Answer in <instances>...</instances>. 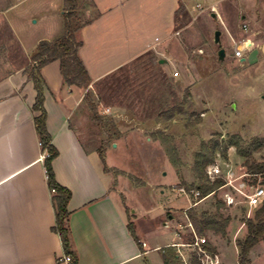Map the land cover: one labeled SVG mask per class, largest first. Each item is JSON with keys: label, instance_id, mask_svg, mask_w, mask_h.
I'll return each instance as SVG.
<instances>
[{"label": "crops", "instance_id": "1", "mask_svg": "<svg viewBox=\"0 0 264 264\" xmlns=\"http://www.w3.org/2000/svg\"><path fill=\"white\" fill-rule=\"evenodd\" d=\"M29 1L16 0L4 12L22 4L25 6ZM92 1L100 16L83 27L77 35L82 42L78 55L91 80L89 88L83 90L64 84L57 61L41 70L46 84V130L58 153L52 161V169L56 182L71 192L67 206L70 212L68 226L71 251L75 254L77 264H138V261L139 264H164V249L171 247L180 264H184L183 258L190 257L189 253L185 255V248L180 247L184 242H174V236H167L169 232H157L155 236L146 238L137 231L136 223L142 216H138L136 211L130 212L132 206L124 188L120 186L121 177L115 175V171L120 169L107 161V151L117 152L122 140L116 137L109 146H104V134L100 137L97 135L92 147H87L90 134L89 129L85 131L83 126L84 120L91 119V116L93 119L91 108L84 103L85 93L88 91L90 97L94 96L100 101L97 84L147 53L152 54L149 63L158 67L159 78L164 80L158 97L162 98L161 93L165 91L166 99L171 90L174 97L178 98L177 92L172 89L168 69L179 62L180 44L174 37L179 0ZM42 6L44 4L37 11H41L40 19L35 23L42 20L49 24L40 37L33 36L26 40L19 38L7 22L17 41L22 65L0 79V264H65L60 261L65 256L60 237L52 231L54 211L33 122L32 106L36 92L32 81L24 74L36 46L42 41H52L59 28H62L63 0H56L53 7ZM29 16L32 18L33 14ZM240 46L244 49L243 57H233L241 63L249 57L253 59L252 63L256 58L264 61L262 29H250L249 37ZM159 60L166 63L159 64ZM259 97L264 100L263 93H259ZM162 100L158 99L154 106L151 102L144 112L152 114L160 110L159 114H162ZM168 105L165 106V112H168ZM129 106L116 102L103 107V113L108 116L106 119L109 123L117 125L116 119L128 116L134 118L128 114ZM94 112L98 116L96 108ZM98 118L100 121L96 123L93 119L89 127L93 131L104 127L103 118ZM148 141L152 142L151 139ZM229 192L233 195L231 190ZM211 197L199 201L195 207ZM190 205L184 208V216ZM171 218L162 225L164 228L171 229ZM129 223L133 226L137 241L128 229ZM171 231L182 239L178 232ZM188 233L192 235L190 229ZM192 238L186 243H191Z\"/></svg>", "mask_w": 264, "mask_h": 264}, {"label": "rangeland", "instance_id": "2", "mask_svg": "<svg viewBox=\"0 0 264 264\" xmlns=\"http://www.w3.org/2000/svg\"><path fill=\"white\" fill-rule=\"evenodd\" d=\"M14 3L16 0H0V79L22 65L17 41L8 23L19 38L40 37L49 22L40 20L35 23L40 19L39 6L53 7L56 0H30L25 6L22 4L4 12ZM179 4L182 10L174 33L180 44L179 62L168 69L172 89L178 98L171 90L166 99L165 91L161 93L162 98L158 97L164 80L159 78L158 67L149 63L152 54L147 53L97 84L101 102L93 96L84 103L86 107L93 103L98 116L103 118L104 127L94 131L89 128L93 124L91 115V119L84 120L83 126L90 134L87 147H92L97 135L104 134V146H109L116 137L122 140L117 152L107 151V161L120 169L115 175L121 177L120 186L132 206L130 212L136 211L142 216L136 223L137 231L146 238L157 232H169L167 236H174V242L186 243L193 236L188 233L184 208L197 199L193 194L187 198L177 189L188 190L191 185L199 183L193 167L194 154L200 145L209 140L221 142L233 135L240 136L245 143L262 144L259 152L252 153L251 160L264 163V100L259 97V93L264 95V61L256 58L252 63L253 59L249 57L241 63L233 57L236 45H241L249 37L250 29L264 31V0H179ZM59 29L57 36L62 31L61 27ZM218 31L219 43L216 44L215 33ZM220 49L225 52L223 60L218 57ZM174 72L178 73L177 77L173 76ZM158 99H163L162 114H159L160 110L152 114L144 112ZM116 102L130 105L128 114L134 118L116 119L117 125L109 123L103 107ZM168 103V110L174 108V113L165 112ZM170 147L175 149L172 156L175 165L166 151ZM244 160L237 156L234 148L228 150L227 160L216 155L215 164L226 180L229 176L237 189L224 187L216 196L194 207L197 211H213L217 199L229 194L230 190L233 193L235 205L222 209L224 216L231 219L226 236L207 233L204 237L215 248L219 264H239L236 242L246 234L243 221L252 217L256 210L249 207L237 191L249 194L255 186L250 185L254 177L242 178L247 173ZM161 190L165 193L161 194ZM127 210L129 214V208ZM170 217L173 218L171 229L181 235V240L171 229L162 226ZM184 253L187 255L189 250L185 248ZM249 260V264H264V241L252 249Z\"/></svg>", "mask_w": 264, "mask_h": 264}, {"label": "trees", "instance_id": "3", "mask_svg": "<svg viewBox=\"0 0 264 264\" xmlns=\"http://www.w3.org/2000/svg\"><path fill=\"white\" fill-rule=\"evenodd\" d=\"M181 10L182 6L178 8L175 14L176 27L179 25ZM63 12V24L60 35L50 42L42 41L36 46L28 65L24 69V74L32 81L36 92L32 112L34 114L33 122L41 153H48L49 155L44 158L43 167L54 211L55 224L52 231L60 237L64 255L71 257V264H77L75 254L71 251L70 230L68 226L70 212L67 206L71 198V192L56 182L52 169V161L58 153L52 146L51 137L46 130V111L44 108V88L46 84L41 75V70L49 63L57 61L64 84L87 90L91 84V80L78 55L82 42L78 39L77 35L83 27L95 21L100 16V13L92 0H63ZM89 97L90 94L87 91L84 95V101L89 99ZM90 105L93 119L97 123L100 120L94 112L95 106L93 103H90ZM174 111V108H171L168 110V114L174 113ZM261 146L262 144L245 143L240 136L236 135L230 136L221 142L209 140L206 143H202L199 150L194 154L193 167V172L199 183L191 185V188L188 190L198 192L199 201L210 195L216 196L218 190L224 186L225 180L223 178L210 180L207 175V168L215 164L216 155L227 160V152L230 148H234L237 156L245 159L243 167L246 168V175L254 177L250 185H257L258 178H260L259 184L264 187V163L251 160L252 153L259 152ZM166 151L170 155L171 162L175 165L176 160L172 157L175 152L174 147L166 148ZM100 156L104 162L102 152H100ZM194 207L189 208L185 214L197 236L205 237L208 232L220 235L221 237L226 236L227 227L231 219L222 213L225 203L220 198L215 201L213 211H197ZM243 223L246 227V234L242 240L236 242L238 263L249 264L250 252L257 244L264 241V202L256 208L253 216L245 219ZM128 229L132 237L137 241L131 223L128 224ZM193 241L194 239L192 238L190 242ZM203 247L210 254H216L215 248L209 243L204 244ZM163 262L164 264H180L174 253V249L171 247L164 249ZM190 264H199L194 254L192 255Z\"/></svg>", "mask_w": 264, "mask_h": 264}, {"label": "built area", "instance_id": "4", "mask_svg": "<svg viewBox=\"0 0 264 264\" xmlns=\"http://www.w3.org/2000/svg\"><path fill=\"white\" fill-rule=\"evenodd\" d=\"M243 28L245 31L247 30V26L245 24L243 25ZM243 54H244L243 47H241L240 45H236V48L233 52L234 57L237 59H240L243 57ZM173 76L177 77L178 73L174 72ZM48 156H49L48 153H43L42 157H41L42 161L44 160V158H46ZM207 175H208L210 180H214L215 178H223L225 180L224 186H222L220 189L227 187V186L233 187L231 185L232 180L229 179V176L226 180V178H224V176H223L224 174H223L222 170L216 164H213L207 168ZM245 176L246 175L244 174L242 176V178ZM177 190L180 194L186 196L187 198L190 196V194H193V196L197 199L194 203H192L185 210V213L189 208L195 206L199 202V200H198L199 193L198 192H196L194 190L188 191L183 187H181ZM235 191H236V189H235ZM237 191L240 193V195H242L244 197V200L247 202L248 206L251 208L252 207L257 208L264 202V187L262 185H260L259 183L255 186H252V191L249 194H246L241 190H237ZM221 199L223 200L225 205L228 207L235 205L234 196L231 195L230 193L229 194L225 193L223 198H221ZM185 218L188 222L187 227L191 230L194 241L191 243L180 244V247L187 248L189 250V254H190L189 258H185V259L183 258V263L184 264H190L191 259H192V255L194 254L197 257L199 264H219L220 262L218 260L217 254L212 255L203 247V245L207 243V239L204 237L197 236L195 231H194V228H193L191 222L188 220L186 214H185ZM60 261L65 263V264H71L72 259L70 256L65 255L60 259Z\"/></svg>", "mask_w": 264, "mask_h": 264}, {"label": "water", "instance_id": "5", "mask_svg": "<svg viewBox=\"0 0 264 264\" xmlns=\"http://www.w3.org/2000/svg\"><path fill=\"white\" fill-rule=\"evenodd\" d=\"M215 15L213 14V17ZM219 35H220V32H216L215 33V43L218 44L219 43ZM224 56H225V52L223 49H220L219 52H218V57L220 60H223L224 59ZM166 62L164 60H159V64H165Z\"/></svg>", "mask_w": 264, "mask_h": 264}]
</instances>
